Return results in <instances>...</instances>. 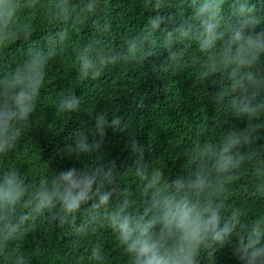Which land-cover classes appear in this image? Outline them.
I'll list each match as a JSON object with an SVG mask.
<instances>
[{
	"label": "trees",
	"instance_id": "obj_1",
	"mask_svg": "<svg viewBox=\"0 0 264 264\" xmlns=\"http://www.w3.org/2000/svg\"><path fill=\"white\" fill-rule=\"evenodd\" d=\"M207 2L219 5L218 31L224 35L205 49L200 45L203 28L195 13ZM21 3L16 37L0 39V82L34 55L52 54L34 111L14 146L0 153V175L16 172L24 188L14 209L5 213L0 206V264H15L17 256L25 257L27 264H134L104 215L128 201L132 215L151 217L155 214L152 193L157 188L165 194L175 192L176 181L194 179L199 166L209 165L207 157L197 159L200 149L219 147L230 133L247 137L239 146L245 159L233 179L225 181L223 191L203 195L222 203L226 217L240 212L238 232L264 220L260 190L264 185V110L238 114L232 104L241 92L233 91L232 85L248 72L257 81L252 89L256 100H264V53L250 66L223 63L224 53L232 46L233 25L246 19L247 31L264 32V0ZM59 4L69 9L66 20L58 14ZM242 4L251 9L243 17L239 14ZM156 17L161 19L154 26L151 21ZM182 28L189 35H182ZM133 40L141 45L134 59L128 51ZM85 53L93 64L87 73L82 70ZM68 93L78 98L79 106L61 112L60 98ZM101 114H107L109 121L121 117L120 128H107L101 136L95 131V118ZM80 133L91 145L87 151L79 149ZM134 145L143 147V153L136 152ZM97 167L113 169L111 183L101 189L111 193L108 206L94 208L99 200L93 196L63 222L59 208L30 215V201L42 182L68 169ZM11 226L19 231L5 238ZM237 243L234 234L223 247L201 248L198 264H240ZM93 249H99L101 261L92 258Z\"/></svg>",
	"mask_w": 264,
	"mask_h": 264
},
{
	"label": "clouds",
	"instance_id": "obj_2",
	"mask_svg": "<svg viewBox=\"0 0 264 264\" xmlns=\"http://www.w3.org/2000/svg\"><path fill=\"white\" fill-rule=\"evenodd\" d=\"M56 7L60 18L66 20L69 13L67 5L59 4ZM88 7L91 11L92 5ZM21 8V0H0V39L16 37ZM250 11L246 4L239 8L242 17ZM195 16L203 28L201 47H212L224 35L222 31H218L221 28L219 5L207 2L198 9ZM160 19L156 17L151 23L156 26ZM248 23L245 19L231 27L230 41L234 47L230 46L224 53L225 65L234 64L237 68L250 66L264 53V32L247 31ZM181 34L187 36L189 30L182 28ZM140 46L138 40L129 42L130 58L136 57ZM51 54L34 55L25 65L17 67L7 79L0 82V153L14 146L34 111V102L44 83L45 67ZM172 56L175 59V53ZM92 67L93 64L85 53L82 56V70L87 73ZM256 85L257 81L250 72L233 83V91L241 90L232 101L238 114L254 115L264 110V100L257 101V92L252 90ZM78 106L79 100L72 93L62 95L58 104L61 112H70ZM95 119V131L101 136L107 128L119 129L122 122L119 116H113L109 121L107 114L98 115ZM246 139V136L230 133L219 147L201 148L197 159L207 157L209 165L199 166L193 173L194 179L189 177L183 182L176 181L175 192L165 194L157 188L152 193L155 214L151 217L132 215L128 211V201L104 215L103 219L117 233L119 242L130 254L134 264H198L197 256L201 248H214L216 245L223 247L232 241L234 234L238 237L235 254L240 264H264V220L258 221L246 232H238L236 226L240 223V212L233 211L226 217L222 203L203 195L209 190L213 195H218L223 191L225 181L233 179L234 171L245 159L239 146ZM78 146L81 151H87L91 147L83 133L79 134ZM133 147L136 152L143 153V147ZM214 176L219 177V180L214 182ZM112 179V168L107 171L103 167L84 171L73 168L60 172L50 181L42 182L35 192L30 201V215L40 216L59 208L63 222L69 216L74 217L93 196L99 200L94 208L108 206L111 193H101V189L105 183H111ZM260 190L264 195V185L260 186ZM23 192V181L16 172L0 175V206L5 213L15 208ZM96 218L94 215L93 219ZM17 231V226L7 228L5 238ZM79 231L83 233L84 229L80 228ZM92 258L97 261L103 259L99 249L92 250ZM15 264H27V259L17 256Z\"/></svg>",
	"mask_w": 264,
	"mask_h": 264
}]
</instances>
